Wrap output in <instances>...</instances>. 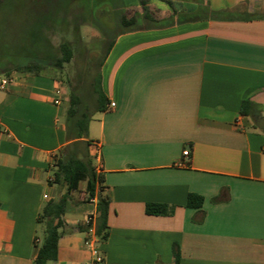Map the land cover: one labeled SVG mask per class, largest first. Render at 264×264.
Listing matches in <instances>:
<instances>
[{"label": "crops", "instance_id": "obj_1", "mask_svg": "<svg viewBox=\"0 0 264 264\" xmlns=\"http://www.w3.org/2000/svg\"><path fill=\"white\" fill-rule=\"evenodd\" d=\"M154 1L159 26L113 38L99 70L108 104L88 123L108 199L103 264H264V0ZM53 69L13 70L0 87V264L33 263L37 214L59 194L54 158L71 140ZM78 188L47 264L89 258L96 196ZM149 202L172 212L148 214Z\"/></svg>", "mask_w": 264, "mask_h": 264}, {"label": "rangeland", "instance_id": "obj_2", "mask_svg": "<svg viewBox=\"0 0 264 264\" xmlns=\"http://www.w3.org/2000/svg\"><path fill=\"white\" fill-rule=\"evenodd\" d=\"M152 2L157 6L154 14L159 17L160 2ZM134 10H141L139 0H0V79L7 77L4 69L8 66H25L32 61L44 64L58 53L61 41L69 40L73 56L53 73L67 92L69 87L74 88L84 104L92 107L94 77L110 42L123 28L119 16ZM89 149L85 144L83 150L87 153ZM37 234L42 239L43 226Z\"/></svg>", "mask_w": 264, "mask_h": 264}, {"label": "trees", "instance_id": "obj_3", "mask_svg": "<svg viewBox=\"0 0 264 264\" xmlns=\"http://www.w3.org/2000/svg\"><path fill=\"white\" fill-rule=\"evenodd\" d=\"M165 1L171 4L170 0ZM139 5L140 11L134 10L129 15L123 13L119 16L120 23L123 26L119 33L160 25L159 18L148 7L147 0H139ZM90 10L88 11L90 12ZM142 20L145 21L141 23ZM57 52L52 57H48L44 64L37 61H32L25 66L14 64L4 69V72L6 75H9L13 70H25L36 73L46 66L61 70L63 65L68 63L73 56L71 42L69 40L61 41L57 46ZM92 84L94 95L92 107L84 104L76 93V90L69 87L65 124L66 137L71 141L61 148L54 158V168L50 182L57 185L59 194L57 197L45 201L37 214L36 221L39 225L43 226V237L40 241H35L34 243L37 247V253L32 264H47L48 261H54L57 258L58 239L64 225L62 215L69 198V191L78 190L80 181H85L86 199L96 196L95 235L99 242L107 238L108 199L101 194V186L99 185L102 181L101 175L96 172L91 159L88 157L86 151L83 150L85 144L88 143L86 137L92 113L94 111H102L108 104V99L101 89L99 73L94 77ZM246 104H248V101H243L240 109L241 113H245ZM61 186H65L66 189L64 191L61 190ZM201 202V195L188 193L185 205L199 207ZM172 209V206L165 203L149 202L145 204V212L148 214L171 213ZM173 253L177 261L178 252L176 249H174Z\"/></svg>", "mask_w": 264, "mask_h": 264}, {"label": "built area", "instance_id": "obj_4", "mask_svg": "<svg viewBox=\"0 0 264 264\" xmlns=\"http://www.w3.org/2000/svg\"><path fill=\"white\" fill-rule=\"evenodd\" d=\"M8 82L7 78H1L0 79V87L3 88ZM113 105V103H111ZM91 150L95 152L96 150V144L91 143L90 144ZM188 151L183 150V154L187 155ZM91 200H94V197L91 198ZM96 215L94 213H89L86 215L84 219V223L87 225V231L85 238L83 240V244L86 247L89 258L85 260L82 264H103V255L102 252L99 249V240L97 236L95 235V228H94V222H95Z\"/></svg>", "mask_w": 264, "mask_h": 264}]
</instances>
